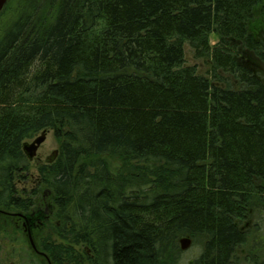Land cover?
I'll list each match as a JSON object with an SVG mask.
<instances>
[{
  "label": "trees",
  "instance_id": "1",
  "mask_svg": "<svg viewBox=\"0 0 264 264\" xmlns=\"http://www.w3.org/2000/svg\"><path fill=\"white\" fill-rule=\"evenodd\" d=\"M263 5L23 0L0 39V211H34L22 143L51 132L38 264H180L182 237L188 264H235L264 240Z\"/></svg>",
  "mask_w": 264,
  "mask_h": 264
},
{
  "label": "rangeland",
  "instance_id": "2",
  "mask_svg": "<svg viewBox=\"0 0 264 264\" xmlns=\"http://www.w3.org/2000/svg\"><path fill=\"white\" fill-rule=\"evenodd\" d=\"M22 4L23 0H9L6 4L0 14V39L5 31L11 27L16 18L17 9ZM255 21H259L264 29V5L256 8ZM216 40L215 35L209 36L211 44H215ZM184 46L186 64L195 66L199 74L209 77L211 73L209 60L195 58L187 44ZM32 140L33 138L25 142H31ZM57 147V142L52 137L51 132H47L44 142L37 150L36 157L32 161H28V173L26 172L28 178L16 181L18 190L24 192L26 195H29L33 189L36 190L35 207L32 213H35L37 218L34 219L32 213L30 215H23V219L7 217L4 214L0 215V264H38L37 259L41 261L42 256H40L41 252L39 251L38 243L40 238H44L49 231L46 221L50 217V200L46 189L35 183V176L37 174V167L44 164V159L53 150H57ZM110 164H113L114 170L119 169V162L110 160ZM27 226L28 230L26 229ZM27 232L32 245L29 243ZM256 243L257 249L254 248ZM181 252L180 264H188L197 256L198 248L193 246L190 240L188 248ZM235 256V264H264V240L259 236L257 237L252 231L245 245L237 248Z\"/></svg>",
  "mask_w": 264,
  "mask_h": 264
},
{
  "label": "water",
  "instance_id": "3",
  "mask_svg": "<svg viewBox=\"0 0 264 264\" xmlns=\"http://www.w3.org/2000/svg\"><path fill=\"white\" fill-rule=\"evenodd\" d=\"M7 2H8V0H0V12L2 11V9L4 8V6L6 5ZM46 134H47L46 131H42V132H40L39 135L34 137V139L31 142H23L22 143V152L28 161H32L36 157L37 150H38L39 146L44 142V140L46 138ZM57 153H58L57 150H53L50 153V155L44 159V163L51 164L55 160ZM29 239H30V236H29ZM30 242H31V239H30ZM31 244H32V242H31ZM189 244H190L189 238L180 239L179 240L180 250L181 251L186 250L188 248Z\"/></svg>",
  "mask_w": 264,
  "mask_h": 264
},
{
  "label": "flooded vegetation",
  "instance_id": "4",
  "mask_svg": "<svg viewBox=\"0 0 264 264\" xmlns=\"http://www.w3.org/2000/svg\"><path fill=\"white\" fill-rule=\"evenodd\" d=\"M2 214L6 215L7 217H12V218H17V219H23V215H21V216H17V215H16L17 213H10V212H3V211H0V215H2ZM18 214H19V213H18ZM19 215H20V214H19ZM26 229L28 230V226L26 227ZM27 237H28V239H29L28 232H27ZM29 243L31 244L30 239H29ZM31 245H32V244H31Z\"/></svg>",
  "mask_w": 264,
  "mask_h": 264
}]
</instances>
